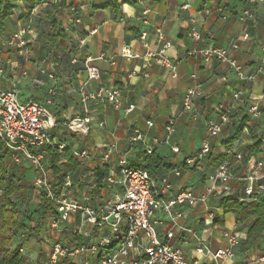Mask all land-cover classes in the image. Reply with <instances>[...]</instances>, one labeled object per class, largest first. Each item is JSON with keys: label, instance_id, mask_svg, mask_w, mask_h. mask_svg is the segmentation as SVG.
Instances as JSON below:
<instances>
[{"label": "crops", "instance_id": "obj_1", "mask_svg": "<svg viewBox=\"0 0 264 264\" xmlns=\"http://www.w3.org/2000/svg\"><path fill=\"white\" fill-rule=\"evenodd\" d=\"M54 3L59 4L54 13L60 36L55 46H45L49 40L44 37L41 40L39 35L42 29L44 33L48 30L42 25L45 18L42 5L46 3L31 5L29 0H15V7L0 25V88H17L23 99L41 103L53 118L55 125L49 133L67 144L65 150L57 151L60 162L71 156L78 163L66 173L70 178L66 187L69 197L99 205L114 190L106 177L111 173L118 176L120 160L125 158L129 165L140 166L151 153L160 159L159 167L149 170L156 180L165 175L172 183L173 192L190 188L195 194H202L211 185L208 175L227 161L231 164L232 178L226 184L216 183L204 205L181 207L180 223L190 231L173 228L170 242L181 248L188 259L207 263L211 251L226 247L222 233L228 230L240 242L234 249L235 257L224 264L245 263L262 255L264 230L250 247H244L242 242L254 218L238 221L233 212L224 211L221 199L230 197L242 203L246 183L242 178L254 169L259 180L264 181V4L246 0H57ZM245 10L253 16L243 17ZM192 26L203 35L198 46L212 43L224 46L235 40L238 47L230 55L245 76H237L216 59L203 61L187 55V50L196 44L189 35ZM20 27L27 28L26 45L16 50L7 41ZM156 27L171 42L165 55L174 72L154 61L148 63L146 53L160 45ZM142 30L147 32L145 40L140 38ZM124 46L136 55H122ZM87 58L99 70L97 80L87 81L84 65ZM82 85L87 90L100 85L117 86L121 89L122 105L133 103L134 108L125 113L106 100H91L83 105L79 99ZM197 85L202 88V94L195 98L192 111L184 110V93ZM236 90L242 91L244 105L233 100L232 93ZM252 104L259 109L255 117L247 113V107ZM221 105L230 106L232 116L218 134L209 135L206 124L219 121ZM84 116L90 120L79 133L67 128L68 120ZM242 118L245 119L239 136L230 140ZM169 119L174 120V129L167 134L165 127ZM147 121H152V126H147ZM136 128L144 133V140H130ZM205 141L210 151L198 163L184 165V160L196 154ZM255 142L257 148L249 153L248 147ZM108 148L111 151L106 157ZM148 148L152 149L150 153L146 151ZM75 150H84L86 155L76 157ZM236 153L242 155L240 160L236 159ZM42 163L48 166L45 153ZM96 167L106 170L100 186L91 178ZM177 168L178 176L173 172ZM47 170L53 178L52 171ZM258 197L264 200V191ZM256 198L252 197L251 202ZM208 211L213 213L210 223L205 221ZM54 215L55 207L41 226L43 234L50 238L49 245L58 240L73 246L93 239L94 233L72 235L71 229L79 225L84 230L90 228L81 223L78 214L57 225L53 222ZM155 218L159 221L155 225L157 235L165 240L168 217L158 211ZM37 251L28 252V257L45 262V251ZM88 257L92 264H99L98 257L95 260L90 254ZM81 259L79 254L59 257L55 264H79Z\"/></svg>", "mask_w": 264, "mask_h": 264}, {"label": "built area", "instance_id": "obj_2", "mask_svg": "<svg viewBox=\"0 0 264 264\" xmlns=\"http://www.w3.org/2000/svg\"><path fill=\"white\" fill-rule=\"evenodd\" d=\"M57 0H47L51 4ZM250 3H262L264 0H246ZM187 7V4L184 5ZM243 17L253 16L249 10L243 12ZM27 28L20 27L11 33L7 44L20 50L26 45L25 34ZM155 34L160 42L158 48L146 53L148 63L152 61L168 67L174 72V66L169 61L165 52L171 46V42L166 38L165 33L160 27L155 28ZM189 35L196 43L195 46L187 50L186 54L195 56L203 61L216 59L226 64L237 76L244 77V72L235 58L230 55V51L237 49L235 40L227 45L207 44L198 46L202 41L201 31L192 26ZM147 32L142 30L140 38L145 40ZM211 36V35H210ZM243 34V37H246ZM264 50V46H263ZM121 54L127 57L135 56L127 46H124ZM91 58H87L84 65L87 74V81L99 78L98 68L90 63ZM264 61V59H263ZM202 94V88L197 85L186 90L182 97L183 109L192 111L194 100ZM233 100L238 105H244L245 98L241 90L232 93ZM79 99L83 105L91 100H106L115 108H121L125 113L134 108L133 103L122 105L121 89L117 86L100 85L92 90L85 89L84 85L79 89ZM49 102V101H48ZM219 121L206 124V131L209 135H216L222 127L229 122L232 116V109L228 105H221L218 108ZM247 113L251 117L259 114L257 105L252 104L247 107ZM90 120L89 116L82 118L76 117L67 121V128L74 134L85 128ZM147 126H152V121L146 122ZM55 123L49 112L41 103L33 99H23L19 95V90L15 87L0 88V136L6 143L12 159L16 162L27 159L36 167L41 168L43 149L48 146L62 152L67 148V144L58 141L56 137L49 133ZM174 120L169 119L166 124L167 134L174 129ZM131 141L144 140V133L139 129H134ZM34 149L35 152L31 150ZM177 150V148H174ZM110 148L106 150V157L110 153ZM148 153L151 148L146 150ZM210 145L207 141L203 142L196 154L186 158L184 165H194L198 163L208 152ZM76 157H84L86 151H74ZM236 159L240 160L242 155L236 153ZM260 165V163H258ZM45 170L35 176V184L42 187L47 195L52 197L53 207H55L54 225L58 222L68 221L74 214H78L81 223L88 224V230L82 229L81 225L71 229L72 235L80 234L90 236L97 231L98 239H92L89 243L67 246L60 241L48 244L45 255L47 260L39 264H55L59 257L72 255H82L79 264H92L88 254L94 258H99V264H224L225 260L235 257L234 249L239 244V237L228 230H224L222 235L226 240V247L211 251V259L207 263H200L196 259H188L182 249L171 244L173 238V228L183 231H190L184 227L180 220L183 218L182 206L193 208L198 204H205L208 196L214 189L216 183L226 184L232 178L231 164L227 161L221 162L215 170L208 175L211 185L205 188L202 194H195L190 188H180L173 192L172 183L167 176H162L156 180L149 170L141 167L130 166L125 158L120 160L119 174L107 175V182L112 185L114 190L106 195L99 205H93L82 199L75 201L69 197L66 187L70 185L69 175L64 176L60 191L53 196L51 193V180L45 175ZM176 176L180 175V169H174ZM256 169L247 173L242 180L246 183L243 186L242 203L248 204L252 197L258 196L264 191V181L259 180ZM163 211L169 221V227L165 231V240L158 237L156 231V212ZM212 212H207L205 221L210 223ZM106 251V252H105ZM202 251V247L198 248ZM264 262V253L250 261L240 264H252Z\"/></svg>", "mask_w": 264, "mask_h": 264}, {"label": "trees", "instance_id": "obj_3", "mask_svg": "<svg viewBox=\"0 0 264 264\" xmlns=\"http://www.w3.org/2000/svg\"><path fill=\"white\" fill-rule=\"evenodd\" d=\"M29 1L31 2V5L34 2L39 4L46 3V5H42L43 12L45 13L42 25L44 24L46 26L45 28H48V30L44 33L42 29L39 38L43 40L42 38L44 37L49 40L45 46H55L56 40L60 36V31H58V23L54 12L59 4L54 2L48 4L45 0ZM14 7L15 0H0V25L3 20L9 16ZM244 119L245 118H242L240 125L234 135L231 136L230 140L239 136L244 125ZM257 146L258 142L251 144L248 147V152H254V149H256ZM31 151L35 152L34 149ZM43 152L47 156L48 168L53 174L51 180V193L55 196L60 191L61 183L63 182L66 173L74 170L78 166V163L71 156H68L66 161L60 162V157L55 148L46 146L44 147ZM159 164L160 159L151 153L146 157L145 162L137 167L147 170H156L159 167ZM105 171L104 167H96L93 169L91 178H94L96 185L100 186L101 181H104ZM22 174V169L12 161L11 153L8 151L5 141L0 136V264H39V262H42L26 257L18 247L11 248L8 246L19 228L29 229L26 234H24L22 240H26L32 233H39L41 224L48 216V212L52 213V210L54 209L52 197L48 196L47 192L43 189L40 191L39 203L35 210L37 215L35 225H22L19 217V209L13 199V196L23 189L24 178L22 177ZM221 203L223 204L224 211L233 212L236 219L240 222H244L249 217L254 218L248 226L246 238L242 242L244 247H250L259 234L264 230V200L257 196L255 201L246 205L239 203L230 197H223ZM74 236L76 237V235Z\"/></svg>", "mask_w": 264, "mask_h": 264}, {"label": "rangeland", "instance_id": "obj_4", "mask_svg": "<svg viewBox=\"0 0 264 264\" xmlns=\"http://www.w3.org/2000/svg\"><path fill=\"white\" fill-rule=\"evenodd\" d=\"M12 161H14V163H16L18 167L22 169V177L24 178L23 189L13 196V199L19 209L20 221L22 222V225L28 224L34 226L37 216L35 210L37 204L39 203L40 191L42 190V187H39L35 184V176L41 173V169L45 170L44 172L45 175H47V178H52V175L48 172L47 169L49 168L46 163H41L42 167L38 168L27 159L20 160L19 162H16L14 159H12ZM28 230V228H19L10 241V244H8V246L11 248H20V251L24 253L26 257H28L30 251H45L48 244L50 243L49 236L44 235L42 229H40L39 233H32L31 236L26 240H22L24 234H26ZM93 239L97 240L98 236H94Z\"/></svg>", "mask_w": 264, "mask_h": 264}]
</instances>
